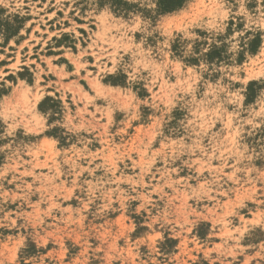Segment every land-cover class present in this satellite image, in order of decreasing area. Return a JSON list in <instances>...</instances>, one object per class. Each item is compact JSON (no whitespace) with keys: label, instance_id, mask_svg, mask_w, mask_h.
<instances>
[{"label":"rangeland","instance_id":"obj_1","mask_svg":"<svg viewBox=\"0 0 264 264\" xmlns=\"http://www.w3.org/2000/svg\"><path fill=\"white\" fill-rule=\"evenodd\" d=\"M242 7L225 31L262 0ZM137 22L165 57L210 48L217 0H0V264H264V29L182 80L176 60L147 71ZM133 60L135 93L116 71Z\"/></svg>","mask_w":264,"mask_h":264},{"label":"snow or ice","instance_id":"obj_2","mask_svg":"<svg viewBox=\"0 0 264 264\" xmlns=\"http://www.w3.org/2000/svg\"><path fill=\"white\" fill-rule=\"evenodd\" d=\"M107 2L108 0H101L102 5ZM242 3L243 0H239V2L238 0H217L218 23L211 26L214 30V35L212 41L210 42V48L204 46L205 44L209 43L207 40L196 44V46L193 47V39H186L182 41V45L179 48H176L175 45H172V47L175 48V51L171 52L168 57H165V53L169 52V47L167 44L161 43L158 47L156 46L157 39L161 41L165 39V37L161 35V31L163 30L162 26L160 30H157L156 28H153L152 25H149L147 28H145L144 22H137V27L140 29L139 33L137 34V39L142 40L144 49H149V51L144 56V60L148 63L147 71L151 72L153 69H155L157 76L159 75L160 70H165L167 73H171L173 71L171 61L176 60L177 64L175 71L180 74L182 80L185 75H187L188 79L191 80V70L187 68L188 63H195L198 65L197 71L206 72L212 68L208 61L213 55L227 62L231 52L237 48L243 47L244 41L247 39V34L250 30L254 28L264 29V0H262V9L258 16L253 13V15L247 17L246 24H241L238 28H232L231 25H229L228 30L225 31L223 27L224 19L226 17H231L237 7H240L241 9V16L238 18L241 20L244 19L245 13ZM229 5H231V7H229ZM155 23V18H153V24ZM221 53H224L223 57L220 56ZM192 57H196V59H191ZM200 61H204V64H201ZM205 65H207V67H205ZM213 70L217 71L219 74V69ZM116 71L122 72L124 74L121 77V83L123 84V87L125 89H131L132 92L135 93L136 88L138 87L137 81L140 79V73L144 72L145 68L142 64H138L136 63V60H133L128 62L126 66H118ZM240 75H244L243 71L240 72ZM260 75L262 78H264V73H261ZM125 78L127 80L126 83L124 82ZM252 78L253 77H250V79ZM245 83H247V81H245ZM154 90L155 88L153 91ZM218 90L221 89L218 88ZM187 91L190 92L191 89H188ZM140 95L142 97L148 96L147 100H141L140 103L142 106H144L145 122L152 123V121L147 119V114L151 108L157 107V103L153 100L148 90L142 91ZM197 95L200 96L201 93L198 92ZM136 102V98L133 95L132 103L135 104ZM186 102L187 96H185L180 89H176V94L171 95V99L167 105H164L163 103L158 105L159 111L154 112L153 117H159L160 112H165L166 114L163 119L167 121L169 115H171V110L174 107L179 108L181 105L186 104ZM179 114L180 113H177V115ZM164 130H168L167 126ZM185 132H187V129L184 126V123L181 122L177 125L176 131L172 133V135L182 137L185 135ZM161 138L163 137L161 136ZM24 243L25 238L22 236L20 239V244ZM37 264H39V261H37Z\"/></svg>","mask_w":264,"mask_h":264},{"label":"trees","instance_id":"obj_3","mask_svg":"<svg viewBox=\"0 0 264 264\" xmlns=\"http://www.w3.org/2000/svg\"><path fill=\"white\" fill-rule=\"evenodd\" d=\"M179 4V1L176 2H168L167 4H165L164 6L166 8H173L175 5ZM168 5V6H167Z\"/></svg>","mask_w":264,"mask_h":264}]
</instances>
